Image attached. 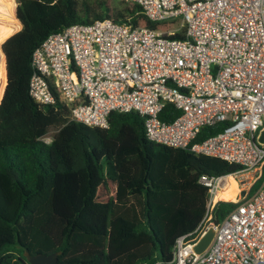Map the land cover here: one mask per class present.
Instances as JSON below:
<instances>
[{"label":"trees","instance_id":"16d2710c","mask_svg":"<svg viewBox=\"0 0 264 264\" xmlns=\"http://www.w3.org/2000/svg\"><path fill=\"white\" fill-rule=\"evenodd\" d=\"M16 3L21 30L1 45L0 264H29L26 250L60 252L59 264H172L176 240L206 214L200 177L239 166L150 141L137 112H113L107 128L90 127L71 121L58 102L40 107L29 93L32 55L49 35L105 19L150 29L157 24L137 4L120 0ZM179 114L169 104L160 118ZM52 128L53 141L45 144L40 139ZM220 130L206 126L196 141ZM233 207L220 202L216 223Z\"/></svg>","mask_w":264,"mask_h":264},{"label":"built area","instance_id":"2783aa9c","mask_svg":"<svg viewBox=\"0 0 264 264\" xmlns=\"http://www.w3.org/2000/svg\"><path fill=\"white\" fill-rule=\"evenodd\" d=\"M120 1L137 4L157 29L105 19L49 35L32 55L31 97L43 108L66 106L71 121L90 127L134 111L150 141L238 165L200 177L206 214L176 240L172 264H264V0ZM179 33L183 39L173 38ZM169 104L180 114L163 121ZM228 178L235 197L218 199ZM220 202L234 207L216 223ZM211 228V243L197 252Z\"/></svg>","mask_w":264,"mask_h":264},{"label":"bare ground","instance_id":"6f19581e","mask_svg":"<svg viewBox=\"0 0 264 264\" xmlns=\"http://www.w3.org/2000/svg\"><path fill=\"white\" fill-rule=\"evenodd\" d=\"M15 0H0V15L6 17L8 22L0 23V98L3 92L4 78H3V62L4 57L1 50L2 43L7 40L10 36L15 34V32L21 27L20 21L15 16ZM1 17V16H0ZM230 179L228 178V182L230 184ZM230 187L224 191L220 192L218 195V199L227 198L229 196L235 197L229 191Z\"/></svg>","mask_w":264,"mask_h":264},{"label":"water","instance_id":"95a60500","mask_svg":"<svg viewBox=\"0 0 264 264\" xmlns=\"http://www.w3.org/2000/svg\"><path fill=\"white\" fill-rule=\"evenodd\" d=\"M2 50V48H1ZM3 53V51H2ZM4 54V53H3ZM5 57V55H4ZM244 194V193H243ZM214 236V229L211 228L207 234L202 238L200 243L196 247L197 252L204 251L212 241ZM60 252L47 254H31L29 251H25L24 256L26 257L29 264H59L58 255Z\"/></svg>","mask_w":264,"mask_h":264},{"label":"rangeland","instance_id":"374dc122","mask_svg":"<svg viewBox=\"0 0 264 264\" xmlns=\"http://www.w3.org/2000/svg\"><path fill=\"white\" fill-rule=\"evenodd\" d=\"M115 1H118V0H115ZM15 2H16V0H15ZM16 6H17V3H16ZM16 6H15V16H16ZM1 17H0V23H4L5 21L6 22H8V19L6 20V17H4V16H2V15H0ZM21 24V23H20ZM22 27V26H21ZM21 27L16 31V32H18V31H20L21 30ZM15 32V33H16ZM56 128H52L50 131H49V133L50 134H55V132H56ZM236 190H237V184H236V181L233 179V178H231L230 179V189H229V191H230V193L232 194V195H234L235 196V192H236Z\"/></svg>","mask_w":264,"mask_h":264}]
</instances>
